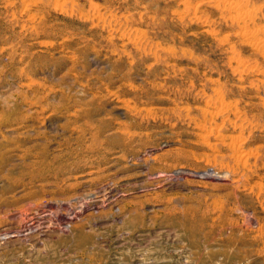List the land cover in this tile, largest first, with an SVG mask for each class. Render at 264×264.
Listing matches in <instances>:
<instances>
[{
	"label": "rangeland",
	"instance_id": "rangeland-1",
	"mask_svg": "<svg viewBox=\"0 0 264 264\" xmlns=\"http://www.w3.org/2000/svg\"><path fill=\"white\" fill-rule=\"evenodd\" d=\"M0 264H264V0H0Z\"/></svg>",
	"mask_w": 264,
	"mask_h": 264
},
{
	"label": "bare ground",
	"instance_id": "bare-ground-1",
	"mask_svg": "<svg viewBox=\"0 0 264 264\" xmlns=\"http://www.w3.org/2000/svg\"><path fill=\"white\" fill-rule=\"evenodd\" d=\"M246 23H247V22H246ZM243 24H244V23H243ZM245 29H246V28H245ZM245 29H244V30H245Z\"/></svg>",
	"mask_w": 264,
	"mask_h": 264
}]
</instances>
